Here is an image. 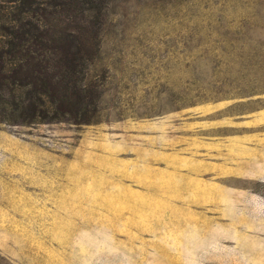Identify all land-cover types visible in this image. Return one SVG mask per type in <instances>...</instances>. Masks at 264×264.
Returning <instances> with one entry per match:
<instances>
[{"label": "rangeland", "instance_id": "1", "mask_svg": "<svg viewBox=\"0 0 264 264\" xmlns=\"http://www.w3.org/2000/svg\"><path fill=\"white\" fill-rule=\"evenodd\" d=\"M45 2L0 113V264H264V0Z\"/></svg>", "mask_w": 264, "mask_h": 264}, {"label": "trees", "instance_id": "2", "mask_svg": "<svg viewBox=\"0 0 264 264\" xmlns=\"http://www.w3.org/2000/svg\"><path fill=\"white\" fill-rule=\"evenodd\" d=\"M45 0H0V113L4 115L8 107L11 106L14 111L21 109V102L17 100L18 91L22 85L18 83L15 70L19 63L26 60H42V56H45L48 52L44 51L42 36L29 34L26 32V26L31 24L29 19H41L43 14V7ZM234 33L229 40V47L231 51L235 52L234 46L238 43V39H241V34L246 31ZM242 45V43H240ZM264 47V42L259 43ZM221 45H223L221 43ZM241 49V47H240ZM262 70L260 66L249 67L247 72ZM253 85V84H252ZM8 91L12 95V99H6L3 94ZM42 88H35L30 91V94L35 96L31 105H36L39 108V112L42 114V108L47 104L50 110H54L55 105H58V99L51 98V100H45L43 97L49 96L46 90ZM254 90L250 88V93ZM264 92V89L261 90ZM41 109V110H40ZM48 111V108L46 109ZM45 114V113H44ZM43 114V115H44ZM51 114V113H50ZM61 121L58 113H55L50 121ZM80 124V123H79Z\"/></svg>", "mask_w": 264, "mask_h": 264}, {"label": "crops", "instance_id": "3", "mask_svg": "<svg viewBox=\"0 0 264 264\" xmlns=\"http://www.w3.org/2000/svg\"><path fill=\"white\" fill-rule=\"evenodd\" d=\"M123 124L125 125V123H123ZM126 131H128V130H123V132H126ZM136 131H137L136 128L132 130V132L134 134L136 133ZM117 140L118 139H114V138L113 139H109L108 147H109L110 153H108V154H110L112 156H114V155H118L119 156L120 154H122V151H119V148L123 145V143L119 144V142ZM98 144L100 145L101 143L98 142ZM125 147H127L128 149H131L130 148L131 146L128 145V144H127V146L125 144L122 146V148H125ZM132 154H133V152H129L128 153L129 156H131Z\"/></svg>", "mask_w": 264, "mask_h": 264}]
</instances>
